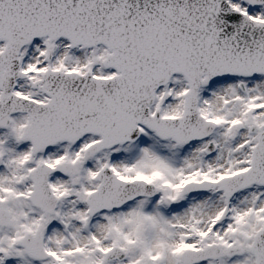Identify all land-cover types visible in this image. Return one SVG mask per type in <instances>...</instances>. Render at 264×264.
Returning a JSON list of instances; mask_svg holds the SVG:
<instances>
[{
    "label": "snow or ice",
    "instance_id": "1",
    "mask_svg": "<svg viewBox=\"0 0 264 264\" xmlns=\"http://www.w3.org/2000/svg\"><path fill=\"white\" fill-rule=\"evenodd\" d=\"M0 264H264V0H0Z\"/></svg>",
    "mask_w": 264,
    "mask_h": 264
}]
</instances>
